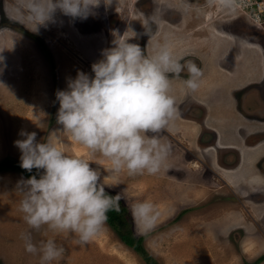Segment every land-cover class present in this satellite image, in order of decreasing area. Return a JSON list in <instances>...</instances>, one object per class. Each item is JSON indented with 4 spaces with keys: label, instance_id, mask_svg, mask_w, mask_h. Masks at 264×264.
<instances>
[{
    "label": "rangeland",
    "instance_id": "obj_1",
    "mask_svg": "<svg viewBox=\"0 0 264 264\" xmlns=\"http://www.w3.org/2000/svg\"><path fill=\"white\" fill-rule=\"evenodd\" d=\"M199 2L107 0L106 3V0H100L85 23L81 18L76 21L82 29L110 27L106 30H111L118 23L125 21L122 25L126 24L127 20L121 15L134 12L142 19L138 26L146 24L144 38H147L152 30L181 27L178 14L208 12L196 9ZM211 16L216 27L233 37L241 36L245 42L260 48L256 52L251 48L247 51L249 61L246 68L240 70L242 78H247L246 69L253 61L264 62V37L244 18ZM10 29L13 31L7 35L10 46L6 51L0 50V162L6 158L20 161L21 152L15 141L23 138L19 135L22 129L35 131L37 140L48 139L51 135L58 148L89 159L92 167L100 170L105 190L119 195L130 213L135 202L149 200L155 205L159 217L153 230L145 232L133 223L137 236H145L144 247L158 264H255L264 258V241H255V232L259 228L252 224L253 221L242 218L240 213V210L244 215L254 212L256 204L245 198L251 193H260L262 185L248 180L251 186L255 184L257 191H244L240 179L232 178L223 167V151L229 141L228 123L233 126L236 121L228 120L229 109L236 112L235 105L241 100L239 93L230 94L227 89H220L219 93L210 95L203 89L191 92L185 86L180 96L178 93L173 95L177 113L185 119H200V123H178L179 130H172V135L166 131L160 134L162 142L171 145L161 172L136 176H129L126 172L113 174L105 159L88 155L82 146L54 131L59 127L56 123L57 91L66 89L68 79L75 78L78 71L92 74L91 67L81 66L63 52L54 54L49 49V36L44 30H39V35L24 27ZM185 44L181 42L179 45L185 50L181 63L191 60L198 66V60L193 59L196 57L191 52L196 46L190 51ZM181 75L187 78L186 72ZM231 86L236 88L237 83L232 82ZM220 100L225 105L220 106ZM234 117L231 115L229 119ZM22 179L27 178L15 172L0 173L1 264H40L38 254L25 250L22 233H30L37 246L41 240L47 239L62 246L64 254L53 264H145L137 253L121 242L108 223L99 236L83 246L76 243V237L70 233H53L47 231L46 226L39 232L30 229L23 220V213L18 210L22 197L16 189ZM227 184L232 186L230 192ZM259 264H264V259Z\"/></svg>",
    "mask_w": 264,
    "mask_h": 264
},
{
    "label": "clouds",
    "instance_id": "obj_2",
    "mask_svg": "<svg viewBox=\"0 0 264 264\" xmlns=\"http://www.w3.org/2000/svg\"><path fill=\"white\" fill-rule=\"evenodd\" d=\"M100 0H26L25 14L40 26L55 22L57 12L70 18L87 19ZM107 3V0H106ZM227 10L236 0H208ZM111 48L91 65V73L78 71L67 88L58 90L57 133H62L88 155H99L109 163L113 174L157 175L161 172L171 145L160 134L177 116L172 80L183 79L188 90L200 87L203 71L194 61L181 63L169 45H160L148 55L137 43L117 36ZM186 72L187 78L181 77ZM15 141L21 152L20 167L36 175L18 182L21 194L18 210L30 229L70 233L81 246L92 242L105 230L108 213L120 211V196L106 193L101 173L85 156L69 154L48 139L37 140L35 131L21 130ZM133 221L145 232L156 227L159 212L149 201L131 205ZM25 250L40 256V264H53L64 254L55 240L32 242L22 233Z\"/></svg>",
    "mask_w": 264,
    "mask_h": 264
},
{
    "label": "crops",
    "instance_id": "obj_3",
    "mask_svg": "<svg viewBox=\"0 0 264 264\" xmlns=\"http://www.w3.org/2000/svg\"><path fill=\"white\" fill-rule=\"evenodd\" d=\"M25 2L26 0H0V50L6 51L10 46L7 39L8 33L12 31L10 27H24L30 31L31 29H35V24L25 14ZM196 15L193 13L185 16L178 14L179 24H182L181 27L173 26L169 29L162 28L158 31H152L147 38H144V34L147 32L146 24L144 26H138L142 24V19L134 12H126L121 15L128 22L126 21L124 26L122 24L125 21L121 24L118 23L111 30H106L110 27L106 29L100 27L92 30L82 29L77 24L76 18L73 19L57 12L55 22H49L46 26H40L39 30H44L47 36H49V49L54 54L63 52L73 57L74 60H77V63L81 66L86 67H91L94 62L100 60L102 58V51L111 48L113 46L112 41L117 36H124L125 39H129V42L139 44L148 55L153 54L160 45L167 44L180 61L184 57L185 50L184 46L179 45L181 42H185V45H188L187 48L190 51L194 46H196L194 50L198 51V53H195L194 50L191 52L196 57H193V59L198 60V67L203 71V75L199 81V89L206 90L210 95L212 92L219 93L220 89H227L228 93L232 94L243 90L249 91L248 86H251L252 88L250 89H253L251 94L253 95L256 92L257 86H260L264 81L263 60L261 59V63L259 60H255L250 64L248 69H246L248 70L247 78H242L240 70L246 68V64L249 61L247 57L249 48L255 52L260 48L253 43L245 42V39L241 36L234 35L233 37L232 34L216 27L214 24L215 20L210 13L202 12ZM82 22L85 23L86 19H83ZM38 31L31 32L39 34ZM173 40L176 42H173ZM51 42L54 43L51 44ZM0 58H2L1 53ZM203 67L206 69L204 70ZM254 67L255 73L253 72ZM232 82L233 84L237 83L236 88L231 86ZM184 88L185 84L183 79L172 80V95L178 93L177 96H180V92ZM260 92L262 93L263 91L260 89ZM223 105H225L224 101L220 100V106ZM235 106H237L236 112L233 108L234 113L229 109L228 120L230 122L232 120L236 121L233 123V126L228 123L227 138L229 137V144H235L244 150V157L242 160L237 158V162L233 167L239 165L238 168L229 172L228 168L233 169V167H227L225 161L229 155L234 154V151L226 152L224 148L222 158L224 163L223 167L230 173L232 178L240 179L241 186L244 189L241 188L244 191L250 189L255 191L254 185L257 182L262 185L260 193L254 192L249 194L248 198H245L249 203L256 204V207L254 206V212L251 211L244 215L240 210V213L243 216L242 218L245 217L246 221H253L252 224L259 228V231L255 232L257 234L255 241H264V181L258 171V163L264 155V145H258L262 133H264V126H261L257 121L247 120L248 116L246 113L240 112L237 104ZM231 115L235 117L229 119ZM255 117L256 115L253 118ZM198 120L200 119H192L190 117L189 119H185L179 113L164 131L172 135L170 133L172 130H179L178 123L188 122L199 124L200 121ZM228 120H226V124ZM180 133L183 135L182 132ZM215 137L217 139L216 134ZM248 180H253L255 184L253 183L254 185L252 184L251 186ZM241 240L242 237L239 239V242Z\"/></svg>",
    "mask_w": 264,
    "mask_h": 264
},
{
    "label": "trees",
    "instance_id": "obj_4",
    "mask_svg": "<svg viewBox=\"0 0 264 264\" xmlns=\"http://www.w3.org/2000/svg\"><path fill=\"white\" fill-rule=\"evenodd\" d=\"M8 172L21 174L25 178H29L30 176L37 174L36 169H33L32 172H28L27 170L20 167V161L14 160L12 158H6L0 162V173ZM105 191L112 196L117 195L110 191ZM119 208L120 211L118 212L115 210L109 211L107 220L108 225L114 231H116L121 242L128 248L132 249L135 253H137L145 262V264H158L155 258L144 247L145 236H137L134 230L132 215L121 197L119 200ZM263 259L264 258L258 259L257 263L255 262V264L261 263Z\"/></svg>",
    "mask_w": 264,
    "mask_h": 264
},
{
    "label": "flooded vegetation",
    "instance_id": "obj_5",
    "mask_svg": "<svg viewBox=\"0 0 264 264\" xmlns=\"http://www.w3.org/2000/svg\"><path fill=\"white\" fill-rule=\"evenodd\" d=\"M198 0H192V2L197 3ZM154 31V30H152ZM187 77V75H185ZM249 87V91L243 90L241 92H238L240 94L241 100L238 101V109L240 112L246 113L248 116L247 120L249 121H257L260 123L261 126H264V81L260 86H257V89L255 90L254 94H251V91L253 89L251 86ZM260 89L263 91L262 93L260 92ZM259 95V96H257ZM242 96V97H241ZM256 115L255 118H253ZM240 129V128H239ZM258 145H264V133H262L261 140ZM226 152H230L231 150L234 151L233 155H229L227 157V167H233L236 162L237 158L240 160L243 159L244 157V150H242L239 146L235 144H229V141L227 145L225 146ZM229 162V163H228ZM239 166V165H238ZM238 166L233 167V169L228 168V171L231 172L238 168ZM258 171L260 172L261 176L263 177L264 181V155L261 159V161L258 163ZM228 190H232L231 184H227Z\"/></svg>",
    "mask_w": 264,
    "mask_h": 264
},
{
    "label": "built area",
    "instance_id": "obj_6",
    "mask_svg": "<svg viewBox=\"0 0 264 264\" xmlns=\"http://www.w3.org/2000/svg\"><path fill=\"white\" fill-rule=\"evenodd\" d=\"M198 5L200 6L196 9L206 10L219 19L244 18L264 37V0H236L235 7L231 10L223 8L218 3L209 6L208 0H200Z\"/></svg>",
    "mask_w": 264,
    "mask_h": 264
},
{
    "label": "bare ground",
    "instance_id": "obj_7",
    "mask_svg": "<svg viewBox=\"0 0 264 264\" xmlns=\"http://www.w3.org/2000/svg\"><path fill=\"white\" fill-rule=\"evenodd\" d=\"M171 24V23H170Z\"/></svg>",
    "mask_w": 264,
    "mask_h": 264
}]
</instances>
